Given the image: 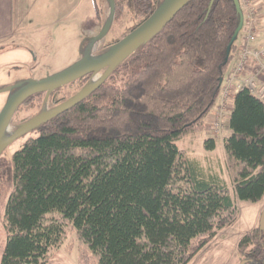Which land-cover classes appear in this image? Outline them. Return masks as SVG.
Returning a JSON list of instances; mask_svg holds the SVG:
<instances>
[{
    "label": "trees",
    "instance_id": "16d2710c",
    "mask_svg": "<svg viewBox=\"0 0 264 264\" xmlns=\"http://www.w3.org/2000/svg\"><path fill=\"white\" fill-rule=\"evenodd\" d=\"M164 1L113 0L114 22L130 14L126 37ZM212 1L191 0L85 100L36 128L38 137L9 160L0 155L7 233L0 264H47L68 229L83 248L81 264H190L237 220L231 190L240 201L263 200L264 103L248 90L235 94L222 141L232 189L176 144L212 132L220 80L239 56L234 0ZM121 76L123 86L109 85ZM90 79L35 94L19 109L40 99L41 111L56 94L59 106ZM204 147L214 152L215 138ZM238 250L247 264H264V231L244 235Z\"/></svg>",
    "mask_w": 264,
    "mask_h": 264
},
{
    "label": "rangeland",
    "instance_id": "374dc122",
    "mask_svg": "<svg viewBox=\"0 0 264 264\" xmlns=\"http://www.w3.org/2000/svg\"><path fill=\"white\" fill-rule=\"evenodd\" d=\"M95 5L99 11L98 20L95 19L98 26L92 33V17L97 16ZM60 10L57 18L63 17V20L57 28L46 26L51 29L40 28L32 31V34L20 41L0 45V113L12 94V92H2V90L55 76L77 64L85 56L88 61L97 59L108 47L124 39L134 25L127 12L121 19L114 22L112 0H63ZM87 22H90L88 26ZM84 23L86 24L83 25ZM257 25L258 13L256 27ZM106 26L107 32L98 40ZM89 42L91 45L87 47ZM103 74L104 72H99L91 79L100 78ZM125 80L121 76L109 82V85L121 87ZM62 99L61 94H56L50 101L45 100L41 111L38 110L43 103L40 99L36 100V105L32 107L26 105L19 109L10 127L11 135L18 131V126L30 117L44 111L54 110ZM212 117L210 115L208 120L210 124ZM229 133V129L225 131L224 128V134ZM38 135L37 131H31L19 138L2 152L3 157L9 160L29 139L36 138ZM212 138L216 140V149L214 152H207L204 147L205 141ZM176 144L190 157L200 159L204 164L215 167L232 189L221 139L214 136L213 130L188 136L177 141ZM231 193L239 210L237 220L232 226L219 231L190 264H241L243 262L238 250L239 240L244 235L253 232L255 227L259 228V225L256 226L257 219L264 210V201L257 203L240 201L236 199L232 190ZM5 201V198H0V263L7 239L3 221ZM82 252L83 248L76 234L68 229L64 243L52 254L47 264H81ZM91 262L89 259L86 264H92Z\"/></svg>",
    "mask_w": 264,
    "mask_h": 264
},
{
    "label": "water",
    "instance_id": "95a60500",
    "mask_svg": "<svg viewBox=\"0 0 264 264\" xmlns=\"http://www.w3.org/2000/svg\"><path fill=\"white\" fill-rule=\"evenodd\" d=\"M191 0H165L156 12L136 30L116 43L109 51L102 54L97 59L88 61L85 56L77 64L69 69L46 79L30 82L25 85H16L2 90V92H12L7 104L0 113V155L13 142L25 136L42 124L48 122L54 117L69 108L79 104L86 99L92 92L102 86L110 77L115 67L120 64L127 56L133 53L137 48L152 40L157 36L175 17L187 6ZM214 0L212 1V3ZM237 11L240 14V25L236 31V37L243 27V13L239 0H234ZM114 9V2L112 0ZM107 26L103 28L98 40L107 32ZM91 45V44H90ZM104 72L100 78L90 79L88 86L74 98L59 105L51 112H42L40 115L24 123L21 128L11 135L10 127L22 104L31 96L42 92H53L59 88L67 86L81 78ZM223 79L220 80L222 84ZM8 139V141H6ZM6 141V142H5ZM259 229L264 231V210L260 217ZM249 261H243L241 264H247Z\"/></svg>",
    "mask_w": 264,
    "mask_h": 264
},
{
    "label": "crops",
    "instance_id": "0c3cea01",
    "mask_svg": "<svg viewBox=\"0 0 264 264\" xmlns=\"http://www.w3.org/2000/svg\"><path fill=\"white\" fill-rule=\"evenodd\" d=\"M252 1L258 11L257 37L256 40L252 43V47L262 48L264 47V0ZM61 3H63V0H0V45L3 43L11 44L15 43L16 41H20L21 39L32 34V31L34 32V30L40 28L44 30L57 28V25L60 24L63 20V17L57 18L58 14H60L61 11ZM34 11L35 13H33ZM92 18L93 27L91 28V30L92 33H94L98 24L95 21V17L93 16ZM87 23L88 26L90 22ZM85 24L86 23H84L83 25ZM46 26H51V28L48 29L46 28ZM244 38L245 32L242 30L237 40L239 52L244 44ZM89 44L90 42L87 44V47L89 46ZM237 58L238 57H236L235 61L231 64L228 74L236 65ZM10 97L11 95L9 96V98ZM9 98L7 100H9ZM219 102L220 99L217 100V104L212 109L210 115L214 113ZM227 127L228 126L226 122L225 131L228 129ZM227 135L224 134V137ZM221 145H223V143ZM260 217L261 213L258 216L256 226L259 225ZM257 228L258 227H255L254 230Z\"/></svg>",
    "mask_w": 264,
    "mask_h": 264
},
{
    "label": "built area",
    "instance_id": "2783aa9c",
    "mask_svg": "<svg viewBox=\"0 0 264 264\" xmlns=\"http://www.w3.org/2000/svg\"><path fill=\"white\" fill-rule=\"evenodd\" d=\"M243 11L244 44L240 49L237 63L223 79L220 102L211 115V127L215 137L224 139L225 122L230 113L236 93L248 90L264 103V47L253 48L257 37V9L252 0H241Z\"/></svg>",
    "mask_w": 264,
    "mask_h": 264
},
{
    "label": "bare ground",
    "instance_id": "6f19581e",
    "mask_svg": "<svg viewBox=\"0 0 264 264\" xmlns=\"http://www.w3.org/2000/svg\"><path fill=\"white\" fill-rule=\"evenodd\" d=\"M229 114H230V113H229ZM227 119H228V118H227ZM226 122H227V121H226ZM226 122H225V123H226Z\"/></svg>",
    "mask_w": 264,
    "mask_h": 264
}]
</instances>
